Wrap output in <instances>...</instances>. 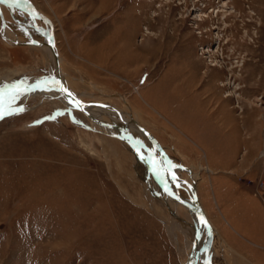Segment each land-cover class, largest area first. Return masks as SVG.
I'll list each match as a JSON object with an SVG mask.
<instances>
[{
    "label": "rangeland",
    "instance_id": "374dc122",
    "mask_svg": "<svg viewBox=\"0 0 264 264\" xmlns=\"http://www.w3.org/2000/svg\"><path fill=\"white\" fill-rule=\"evenodd\" d=\"M28 1L53 24L69 92L128 112L195 185L215 232L211 264H264V0ZM3 2L18 40L48 42L42 19L11 6L29 5ZM145 29L161 44L173 32L185 40L158 55ZM40 49L0 37V94L48 74ZM250 78L260 89L248 99ZM242 101L255 130L245 135ZM15 109L0 119V264L188 262L191 216L127 142L56 98L23 97Z\"/></svg>",
    "mask_w": 264,
    "mask_h": 264
},
{
    "label": "bare ground",
    "instance_id": "6f19581e",
    "mask_svg": "<svg viewBox=\"0 0 264 264\" xmlns=\"http://www.w3.org/2000/svg\"><path fill=\"white\" fill-rule=\"evenodd\" d=\"M4 0H0V6L4 4ZM87 2V0H85ZM183 1V0H182ZM201 0H196V2H200ZM22 2V1H21ZM171 2H174L173 0H169L167 3L170 4ZM24 3V2H23ZM9 4V3H8ZM13 4H16L15 2ZM12 4V5H13ZM11 5V6H12ZM17 5V4H16ZM30 9L29 11H33L32 7L29 5ZM22 8V7H21ZM1 9V7H0ZM24 9V8H23ZM25 10H27L25 8ZM28 11V10H27ZM197 12V11H196ZM220 11H217L216 14H218ZM40 13V12H39ZM213 13V11H212ZM41 14V13H40ZM1 29H0V37L1 39L10 45L17 46V47H38L41 48L40 50L44 53L45 56H47L48 62H49V72L48 74L38 80H34L32 82L28 83H20V84H15L14 87L7 91L5 94L2 93L0 96H3V99H0V119L2 117H5L7 114L11 112H15V106L18 101V99L23 98V97H40L44 99H50V98H56L60 100L62 103H64L68 108H75L77 111L81 112L82 114L85 115L87 119H89L95 127H98L101 132L105 133L108 136L118 138L123 140L124 142L126 141V135L131 137V139L135 142L136 148L138 152L142 155V157L151 165H153V168L155 169V173L158 175L161 183L170 191L168 193L162 191L159 187V189L165 194L166 198L168 201L174 203L178 207H182L185 209L188 214L191 216L192 221H193V226L191 227L190 230V236L192 241H194V248L190 253L188 262L186 264H207L205 262V252H204V245L207 240V229L205 226L204 221L201 219L200 215L195 212L200 211L203 215H205L199 199L197 200L196 198V188L194 184H190L187 181H183L180 179L179 175V170L174 166V164L167 158V156H161L159 153L158 149V143L147 133L145 129H143L137 121H135L132 116L126 112L118 109L117 107L113 105H108V104H100V105H94V104H83L80 101V97L78 95H73L69 92V89L67 87V83L65 82V75L63 73V70L61 69V58L59 57L56 49H55V44H54V27L53 24L51 25L47 24L48 31L50 32V28H52L53 31V40H52V45L54 51L50 48V35L48 36V42L45 43H40L39 46H33V45H22V43H29V42H21L20 40L17 39L16 34L8 27L6 26V22L4 18L2 17L1 11ZM42 15V14H41ZM36 19L39 18L36 15H33ZM43 16V15H42ZM45 17V16H44ZM203 17L204 19H207V16H198L197 21L199 22H204L200 18ZM217 17V16H216ZM49 20V19H48ZM3 21V22H2ZM44 22V21H43ZM167 27L171 28L174 31H178V26L175 25V23H172L171 25H167ZM178 27V28H177ZM155 25L149 26V29H154ZM149 29H145V35L150 37L149 39L153 43L155 50H152V52H157L158 55L161 53H164L166 50L167 46H169L170 41L174 39H178V41H182L183 39L185 40L184 36H177L174 32L170 34L169 36H165L166 39L169 41L168 43H159L158 38L157 39H152L151 33ZM184 31V28H182ZM216 28L213 27V30ZM162 30V29H161ZM35 42V41H31ZM146 50V46L145 49ZM156 55V54H155ZM47 62V61H46ZM208 67H211L213 69H217L219 71V79L221 82H219V87H227L230 86V81H231V76L227 77V74H224L223 68L216 63L209 61L207 62ZM208 71V70H207ZM228 72V71H227ZM230 73V71H229ZM223 76H226L227 78L224 80ZM62 82L65 91L70 93L79 103L81 107V111L77 109V107L74 105V103L69 99L66 98L62 88H61V83ZM249 83L245 89V97L248 99L255 96L258 93V90L260 89V80L256 81L253 78H250L247 80ZM253 82V84H252ZM257 83V84H256ZM253 85V86H252ZM232 96L227 94L225 96V100L230 101ZM231 99V100H229ZM263 99V98H262ZM122 101L124 99L121 98ZM251 101V100H250ZM242 105L245 106V109L240 112V115H243V117L240 118L242 122H245V125L242 126V132L249 133L253 129V124L254 122L252 121L251 113L249 114V117H245V114L247 113L246 107H247V102L242 101ZM240 106V104H238ZM238 106L236 107L237 109ZM129 109V108H128ZM102 123V124H101ZM101 124V125H100ZM146 131V132H145ZM255 131V130H254ZM249 136V135H247ZM251 138L246 139V141H250ZM146 143L148 144L149 150H147L148 155L146 156L142 153V145ZM147 147V146H146ZM162 148V147H161ZM132 149V148H131ZM133 151V150H132ZM134 153V151H133ZM135 154V153H134ZM137 157V155L135 154ZM138 158V157H137ZM139 159V158H138ZM140 160V159H139ZM141 161V160H140ZM142 162V161H141ZM143 163V162H142ZM203 171H208V169H202ZM185 172L188 173L189 178L192 182H194L197 178L196 174L190 173L185 170ZM150 173V172H149ZM151 175V173H150ZM152 177V176H151ZM156 184V183H155ZM157 185V184H156ZM158 186V185H157ZM186 189H185V188ZM178 189H182L184 192V195L181 194L182 192H179ZM188 206V207H187ZM189 207H191L194 210H190ZM206 217V215H205ZM208 220V218L206 217ZM212 232H213V241H214V229L210 221L208 220ZM192 248V247H191ZM213 243L212 247L207 254L208 259L211 261V257L213 256Z\"/></svg>",
    "mask_w": 264,
    "mask_h": 264
},
{
    "label": "water",
    "instance_id": "95a60500",
    "mask_svg": "<svg viewBox=\"0 0 264 264\" xmlns=\"http://www.w3.org/2000/svg\"><path fill=\"white\" fill-rule=\"evenodd\" d=\"M20 1H22V2H24L26 5H30L31 7H32V10L33 11H27V10H25V9H23V8H21L19 5H16V4H11L13 7H16V8H18L19 10H21V11H23V12H25V13H27V14H29V15H36L37 17H39L40 19H42L45 23H47V24H49V25H51V23H50V21L46 18V17H44V16H42L34 7H33V5L28 1V0H20ZM3 22V21H2ZM49 35H50V48L54 51V49H53V45L51 44L52 43V40H53V31H52V28H50V32H49ZM22 45H33V46H39L40 45V43H37V42H29V43H22ZM59 81H60V79H59ZM60 83H61V88H62V91H63V93H64V95H65V97L66 98H69L73 103H74V105L77 107V109H79L80 111H81V107H80V103L70 94V93H68L67 91H65V89H64V86H63V84H62V82L60 81ZM102 124V123H101ZM100 124V125H101ZM146 132V131H145ZM126 141H127V143H128V145L132 148V150L134 151V153L137 155V157L143 162V164L145 165V167H146V169L151 173V176H152V179H153V181L158 185V187L162 190V191H164V192H166V193H168V192H170L162 183H161V181H160V179H159V177H158V175L155 173V169L153 168V165H151V164H149L143 157H142V155L138 152V150H137V148H136V144H135V142L131 139V137H129L128 135H126ZM158 149H159V153L161 154V156H165V153H164V151H163V149L161 148V146L160 145H158ZM188 207V206H187ZM189 209L190 210H194V209H192L191 207H189ZM195 212H197L199 215H200V217H201V219L204 221V223H205V226H206V229H207V240H206V243H205V245H204V252H205V262L207 263V264H211V261L208 259V257H207V254L209 253V251H210V249H211V247H212V243H213V232H212V228H211V226H210V224H209V222H208V220L206 219V217H205V215H203L200 211H196L195 210Z\"/></svg>",
    "mask_w": 264,
    "mask_h": 264
},
{
    "label": "crops",
    "instance_id": "0c3cea01",
    "mask_svg": "<svg viewBox=\"0 0 264 264\" xmlns=\"http://www.w3.org/2000/svg\"><path fill=\"white\" fill-rule=\"evenodd\" d=\"M215 234V232H214ZM239 258L241 261H237L238 263H241V264H256V263H253L252 261H249L248 259H246L245 257H237Z\"/></svg>",
    "mask_w": 264,
    "mask_h": 264
}]
</instances>
